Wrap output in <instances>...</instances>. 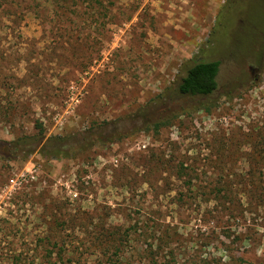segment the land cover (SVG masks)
<instances>
[{
  "label": "rangeland",
  "instance_id": "obj_1",
  "mask_svg": "<svg viewBox=\"0 0 264 264\" xmlns=\"http://www.w3.org/2000/svg\"><path fill=\"white\" fill-rule=\"evenodd\" d=\"M230 1L0 0V264H264V67L218 51L254 14Z\"/></svg>",
  "mask_w": 264,
  "mask_h": 264
},
{
  "label": "flooded vegetation",
  "instance_id": "obj_2",
  "mask_svg": "<svg viewBox=\"0 0 264 264\" xmlns=\"http://www.w3.org/2000/svg\"><path fill=\"white\" fill-rule=\"evenodd\" d=\"M242 3L243 8L245 5L252 7L254 14L240 11L231 33L230 30L226 32L230 25L227 24L229 20L226 21V24H219L218 34L224 35L222 37L224 45L221 49V44L217 41V48L219 52L223 50L233 63L247 67L251 74L255 76V73L264 67V14L255 15L260 8L264 11V0H231L229 12L231 13ZM227 39H229L228 43ZM218 61L221 64V59ZM255 78L258 79V75Z\"/></svg>",
  "mask_w": 264,
  "mask_h": 264
},
{
  "label": "trees",
  "instance_id": "obj_3",
  "mask_svg": "<svg viewBox=\"0 0 264 264\" xmlns=\"http://www.w3.org/2000/svg\"><path fill=\"white\" fill-rule=\"evenodd\" d=\"M220 70V62L218 60H204L201 58H195L191 61L190 64L186 66L185 74L182 76L181 81L179 83V92L183 95H191V96H199L203 97L204 100L198 105V109L205 110L206 112H211L213 107L216 106L215 99H212V95L218 88V73ZM176 114L174 113L173 116ZM166 118L163 120H159L155 122V127L158 130L164 122ZM41 137H45L44 129L41 125L40 130ZM26 138L20 139L25 141ZM69 139V138H68ZM64 136H52L47 139V141L41 146V150L46 155L51 156H61L77 154L85 151V149L89 146H92L94 142L99 140L98 138L87 139L85 137H79L77 140L79 145L78 147L66 149V140ZM88 141H87V140ZM19 140V141H20ZM32 152V151H31Z\"/></svg>",
  "mask_w": 264,
  "mask_h": 264
}]
</instances>
